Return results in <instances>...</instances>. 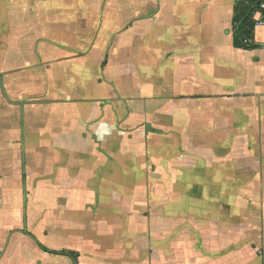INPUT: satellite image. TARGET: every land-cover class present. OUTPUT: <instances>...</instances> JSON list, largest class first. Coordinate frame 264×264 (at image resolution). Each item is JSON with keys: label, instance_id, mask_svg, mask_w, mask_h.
<instances>
[{"label": "crops", "instance_id": "obj_1", "mask_svg": "<svg viewBox=\"0 0 264 264\" xmlns=\"http://www.w3.org/2000/svg\"><path fill=\"white\" fill-rule=\"evenodd\" d=\"M233 7L0 0V264H203L179 224L236 226L247 191L264 240V23L236 49ZM216 236L203 256L241 264L237 232Z\"/></svg>", "mask_w": 264, "mask_h": 264}, {"label": "rangeland", "instance_id": "obj_2", "mask_svg": "<svg viewBox=\"0 0 264 264\" xmlns=\"http://www.w3.org/2000/svg\"><path fill=\"white\" fill-rule=\"evenodd\" d=\"M169 131H172V130H169ZM184 147H185V144L172 145V146L167 145V146L163 147L160 151H164V152L167 151L168 154L170 152H174V153L175 152H179V153H181L183 151ZM170 148L173 149V151H170ZM150 151L153 153L154 149L151 148ZM152 153H151V155L149 157H150L151 160H154V157H156V155H153ZM157 155H159V154H157ZM228 176H229V172L227 173V177ZM243 181H244V179H243ZM231 184H232V181H231ZM228 194H229L230 197H234V195H235L234 192H230ZM144 195H145V197L147 199L153 200L155 193H154L153 190H151L150 192L144 193ZM256 195H257V193L252 192V191L242 192L243 201H242V205H241V208H240L241 216L238 219L239 221L236 220V226H235L234 223H231L228 218H223V217L219 216L218 220L217 219H215V220L212 219L211 217H213V215H215V212L212 213L210 211V209H208V207L205 208V211L203 210L200 213L201 214L200 220L204 224H199L200 225L199 229L198 228L197 229L188 228V226L185 225L184 223L183 224H179V225H181V227H180L181 231H179V237L180 236L181 237H186L185 236L186 234L182 235V233L187 232L189 234V236H190V239H188V240L183 239V242H185V244H183V245L181 244V246L178 247V248L179 249L183 248L185 250L186 244L188 243V246H187L188 248L191 247V248L196 250L195 252H199L200 251L202 253L201 257L205 259L203 264H213V262H211L210 260L217 261V257H214L211 253H210V255H204V256H203V254L204 253H208L212 249V246L214 244L212 243V240H202V238L205 237L207 239V232L210 231V230H211V232H213V234L215 233L216 244L214 245V247L216 249L217 245H218L217 244L218 242H217L216 232H220V234L223 237L224 236V229L226 228L225 245L223 246V244H219L220 247L225 248V247H227V245H229V243H233V238L231 239V241L230 240L228 241V237H230L231 234L234 231H236L237 232V236H236V239H235V243L238 244L239 248L237 247L238 248L237 250L239 251V253H241V264H248L249 263L248 262L249 258L253 254L252 252L256 251V253L259 254L261 252L262 247L264 246V240L263 239H261L260 237L257 240L255 239V237L259 236V233L261 231H263L262 230L263 226H262L261 219H260L261 212L260 211L255 212L253 210H250L249 205H247L245 203V202H250V200H254L256 198ZM18 198H19L18 201H19V203L22 206L23 205V199H24L23 194L22 193L18 194ZM40 198H41V195H40L39 191H37V192H29L28 193V200L30 201V203H32L34 200H37V199L40 200ZM182 205L183 206L185 205V201H182ZM21 206H20V208H18V212L19 211L21 212V214H20L21 226L20 225L19 226L22 229H25V227L23 225L24 224L23 223L24 212H23V207H21ZM230 209L232 210V207H230ZM225 211H226V215H227L226 217H228L229 207H226ZM251 211L253 213H251ZM185 213L186 212L183 211V210L178 211V217L180 219H182L181 217H183V215H185ZM147 216H149V214H147ZM207 216H209V217H207ZM10 225H11L10 228L12 227L11 229H13L16 226L14 224L13 225L10 224ZM32 227H34V226H32ZM238 231L240 232L239 236H238ZM195 232H197L198 234L201 233L199 235L200 236L202 235L203 237L202 236L201 237L197 236V233L195 234ZM2 233H3V231L0 229V243H1V239H2L1 238ZM262 234L264 235V233H262ZM238 237H240V240H238ZM179 241H180V239H179ZM30 243H32V245H33L32 241H30ZM21 250H22L21 256L23 257L25 255V254H23L24 250L22 248H21ZM184 250L181 253L184 254ZM31 255H32V252H30V256ZM180 256H181V254H180ZM183 258H184V255H183ZM189 263H190V261H189Z\"/></svg>", "mask_w": 264, "mask_h": 264}, {"label": "trees", "instance_id": "obj_3", "mask_svg": "<svg viewBox=\"0 0 264 264\" xmlns=\"http://www.w3.org/2000/svg\"><path fill=\"white\" fill-rule=\"evenodd\" d=\"M246 1H249L251 5H244L243 0H234L232 29L233 44L236 49L253 50L259 48V45H257L253 39L254 28L257 25L253 16L256 10H258L256 8H258L262 0ZM262 15H264L263 11Z\"/></svg>", "mask_w": 264, "mask_h": 264}, {"label": "built area", "instance_id": "obj_4", "mask_svg": "<svg viewBox=\"0 0 264 264\" xmlns=\"http://www.w3.org/2000/svg\"><path fill=\"white\" fill-rule=\"evenodd\" d=\"M244 5L250 6L251 3L249 1L243 0ZM256 12L254 13V20L256 23H264V15H262V11L264 12V0L259 4L258 8H256Z\"/></svg>", "mask_w": 264, "mask_h": 264}]
</instances>
